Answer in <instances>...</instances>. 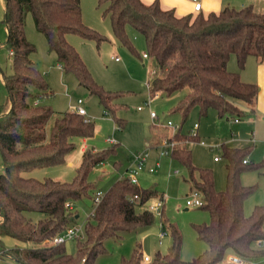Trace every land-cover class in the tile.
I'll list each match as a JSON object with an SVG mask.
<instances>
[{"label":"trees","instance_id":"obj_1","mask_svg":"<svg viewBox=\"0 0 264 264\" xmlns=\"http://www.w3.org/2000/svg\"><path fill=\"white\" fill-rule=\"evenodd\" d=\"M102 15H107L118 40L133 53L127 27L140 34L144 51L154 64V76L148 81L149 93L170 95L184 90L174 111L184 122L194 106L203 115L209 107L219 117L241 116L236 101L253 103L257 86L241 79L238 71L227 69L231 55L242 68L249 55L264 58V12L252 4L240 7L224 5L217 11H190L177 15L173 8L164 9L158 0H95ZM2 21L6 28L4 46L12 56L11 71L0 67V77L7 90V101L0 103V250L3 257H11L20 264H93L106 252L104 241L117 240L123 233L147 228L154 213L148 203L162 196L154 187H140L128 176L116 179L103 192L99 202L83 224V238H77L74 254L64 244H47L67 225L74 223L78 212L65 205L82 197L93 199L95 182L89 181L90 170L115 150V143L102 150L86 148L72 180L60 181L50 177H25L20 170L35 166L64 163L76 146V138L92 136L94 122L73 110L60 112L53 119L49 132L46 124L53 115L50 106L41 102L48 95V83L38 67L29 59L34 46L24 33L25 13L32 15L35 27L46 38L48 47L56 55L63 71H72L80 85L96 94L107 112L114 113L117 91L101 87L87 70L76 49L66 35L76 33L98 43L106 37L82 20L80 0H3ZM37 100V102H35ZM119 128L124 120L114 117ZM174 139L192 140L194 137L175 131ZM250 146L222 144L226 159L225 187H214L213 172L197 167L186 145L176 146L171 156L188 169L190 186L200 192V205L209 213L208 222L195 223L198 239L206 247L197 256L185 260L180 257V231L161 210L162 227L168 229L171 245L165 253L156 251L150 260L142 259L136 244L129 257L122 256L119 264H237L224 258L226 252L240 257L246 264L264 256V247L256 245L264 238V203L244 213L245 198L256 184L244 185L240 174L244 170H260V162H243ZM194 172L197 174L195 175ZM138 194L139 199H131ZM137 205L143 208L137 211ZM164 207V205H163ZM41 212L43 217L32 221L25 212ZM231 256V255H229ZM84 259V260H83Z\"/></svg>","mask_w":264,"mask_h":264},{"label":"rangeland","instance_id":"obj_2","mask_svg":"<svg viewBox=\"0 0 264 264\" xmlns=\"http://www.w3.org/2000/svg\"><path fill=\"white\" fill-rule=\"evenodd\" d=\"M241 3L246 5L253 2L222 0L221 7L224 5L240 7ZM80 5L83 22L103 34L106 39L98 43L76 33H68L66 40L76 49L92 78L102 88L120 93L116 98V109L114 113L107 112L98 96L79 84L74 72H66L58 67L55 53L49 49L45 36L37 30L31 13L27 11L24 18V33L34 46L29 59L35 63L48 83L49 93L40 100L50 106L54 112L46 124L47 132L55 116L60 112L71 110V106L78 98L83 100L82 105L86 111L84 117L94 122L95 131L84 141L82 138L75 139L76 146L64 163L35 166L20 170V174L36 179L50 177L55 180L70 181L79 165L82 153L80 148L83 144L92 150H102L115 143V150L96 164L88 174L89 181L95 182V189L104 192L120 176H126L125 171L132 164L135 155L146 151L143 168L136 174L137 184L140 187H154L159 194L164 195V213L180 231V257L189 260L206 247V244L197 238L194 224L208 222L209 213L201 206H188L185 203L186 196L192 190L190 173L186 166L171 155L160 154L152 145H156L164 136L174 135V126H177V129L181 126L182 131L190 135L193 123L197 122V137L190 141L177 139V146L189 145L193 164L197 167L210 168L216 177V182L220 179L225 185L226 159L222 156V142L228 145L233 137L235 142L245 144L254 136L253 145L250 146L245 158L253 163L263 160L261 153L264 147V73L259 72L257 60L249 62L251 60L247 61L246 58L243 67L239 68L235 56L231 55L227 69L238 71L243 80L255 83L257 86L253 110L241 106L244 115L219 117L213 107H209L205 114L200 115L197 106H194L185 121L181 122V114L173 109L184 94V90L175 91L170 95L159 93L151 96L149 93L148 81L153 78L155 68L149 57H142V53L146 51L143 37L131 27H127L128 36L137 52L133 53L114 35L108 16L102 15V9L96 6L95 0H80ZM2 18L3 11L0 4V67L5 72H10L12 56L4 46L6 28ZM7 98V90L0 77V103L6 102ZM236 102L241 105L245 103ZM138 106L141 109H138ZM150 110L155 111L156 119L150 117ZM114 117L124 120L121 128L117 126ZM234 117L239 118V123L233 122ZM167 120L171 121L172 126L166 125ZM107 138L113 139L114 142H109ZM201 139L205 145L199 142ZM214 156H219V160L214 159ZM150 167L154 170L149 171ZM2 169L3 163L0 157V171ZM175 169L178 173H174ZM240 181L244 185L256 184L255 189L245 198L243 210L245 203H251L254 199L264 200V166L259 171L244 170L240 174ZM93 206V199L88 196L77 199L74 203L71 202V208H76L78 212L74 223L84 224ZM250 206L252 208L254 204L251 203ZM142 208L143 206L139 205L136 207L137 211ZM249 211L244 212L248 214ZM25 215L32 221L43 217L41 212L36 211L25 212ZM160 218V214L154 213L153 222L147 228L125 232L119 240L107 238L103 243L106 252L98 255L93 264H119L122 256L131 255L136 244L140 245L143 254L150 257L156 251L165 253L171 245V236L168 229L162 227ZM63 244L68 253H75V239H67ZM226 257L227 252L224 255V258ZM12 263L20 264L14 260ZM0 264H8V262L2 260ZM247 264H264V256L253 258Z\"/></svg>","mask_w":264,"mask_h":264},{"label":"built area","instance_id":"obj_3","mask_svg":"<svg viewBox=\"0 0 264 264\" xmlns=\"http://www.w3.org/2000/svg\"><path fill=\"white\" fill-rule=\"evenodd\" d=\"M187 1L191 2L192 11H194V12L199 11L202 7L200 0H187ZM142 57H148V55L145 52H143ZM115 59H117V58L115 57ZM35 102H37V100H35ZM138 109H141V107L138 106ZM71 110H73L79 114L85 115L86 111L82 105V99L81 98H78L76 103L71 106ZM150 117L153 119L157 118V114L155 113V111L150 110ZM166 125L172 126L171 121L167 120ZM197 128H198V123L197 122L193 123V125L190 129V135L191 136L197 137ZM173 130H174L173 132L175 133V131L177 130V126H174ZM107 140L109 142H114L113 139H111V138H107ZM199 142L201 144H205V142L202 139L199 140ZM177 144H178V141L173 138V135H170V136L162 137L156 145H152V146H154L156 149H158L160 154L171 155L172 151L175 149ZM146 156H147L146 151L142 152V153H138L137 155H135L132 164L126 169V171H125L126 176H128L131 181L137 183L136 174H138V172L143 168V162L146 159ZM214 158L218 159V156H215ZM263 159H264V148H263ZM243 162H248V160L246 158H244ZM153 170H154V168H152V167L149 168V171H153ZM174 172L178 173V170L175 169ZM102 195H103V192L100 190H97L95 192L94 197H93L94 205L99 202ZM131 199L136 201L139 199V195L134 194V195H132ZM185 203L188 206H200L203 203L200 192L196 189L191 190V192L188 193V195L186 196ZM65 205L67 207H71V204L69 202H66ZM163 205H164V195L157 197L155 200L148 203L147 207L153 213L161 214V210L163 208ZM161 235H162V233H160V236ZM82 237H83V224L72 223V224L67 225L63 231L57 233L51 239L46 240V243L56 245V244L64 243L67 239H77V238H82ZM256 245L258 247H264V238L257 239ZM2 254H3V252L0 250V261L3 260L6 263L8 262V264H13L12 263L13 260L11 259V257L7 256V258L6 257L4 258ZM142 259H143V261L147 262L150 260V256L147 254H143ZM228 259L234 263H237V264H246L240 257H238L236 255L228 256Z\"/></svg>","mask_w":264,"mask_h":264},{"label":"crops","instance_id":"obj_4","mask_svg":"<svg viewBox=\"0 0 264 264\" xmlns=\"http://www.w3.org/2000/svg\"><path fill=\"white\" fill-rule=\"evenodd\" d=\"M143 2H146V3H148V2H151V1H153V0H142ZM201 1V5H202V7H201V10L204 12V13H207V12H209V11H217V10H219L220 8H221V5H222V0H200ZM253 3H250V4H252V6H253V8L255 9V10H257V11H260V12H262V9L264 10V0H258V3H256V0H251ZM158 2H159V4H160V6L162 7V8H164V9H168V8H173L174 9V11H175V13L177 14V15H183V14H186V13H188V12H190L191 10H192V4H191V2H189V1H187V0H158ZM0 4H1V6H2V11H3V7H4V3H3V0H0ZM254 4H255V6L257 7V8H255V6H254ZM243 5H245L244 3H241V6H243ZM259 5H261V6H259ZM259 7V8H258ZM4 13V12H3ZM247 59V61L248 60H251V61H249V62H252L253 60H257L258 61V69H259V72H261V73H264V58H258V57H255V56H253V55H249V56H247L246 57ZM251 58H254V59H251ZM257 61H255V62H257ZM58 67H60V65L58 64ZM231 68H232V66H230ZM240 74V77H241V73H239ZM241 79H242V77H241ZM243 80V79H242ZM243 81H245V82H248V81H246V80H243ZM256 98V97H255ZM82 102H83V100H82ZM236 104L240 107V108H243V107H241V106H244V107H246V109H250V110H253V103H251V104H248V103H243L242 105H241V103H237L236 102ZM244 115V114H243ZM233 122H235V123H239V118H237V117H234L233 118ZM165 131V130H164ZM82 140L84 141L85 140V138H82ZM253 142H254V136L251 138V140H250V142L249 141H247V142H245V144H239V142H235V138H233V137H231V139H230V142H229V146H239V147H245V146H252L253 145ZM251 143V144H250ZM188 144V143H187ZM222 144H225V143H221V145ZM205 145V144H204ZM226 145V144H225ZM187 147H189V145H186ZM86 148V146H85V144H83L82 146H81V148H80V151L82 152L84 149ZM264 148V147H263ZM263 148H262V157H263ZM215 157V156H214ZM215 159V158H214ZM217 160H219V156H218V159ZM149 170V169H148ZM226 170V169H225ZM175 173V172H174ZM120 177H123V176H120ZM213 179H215V181H214V187H215V189H217V190H221V189H223L224 187H225V185L223 184V182L219 179V181L218 182H216V177H215V175H213ZM225 182H226V176H225ZM264 203V200H256V199H254L251 203H253L254 205H256V204H260V203ZM251 203H245L244 204V211H249L250 209H252L251 208ZM256 203V204H255ZM251 211V210H250ZM249 211V212H250ZM247 212H244L245 214H247ZM160 241V240H159ZM229 255H232L230 252H227V257L229 256ZM226 257V258H227Z\"/></svg>","mask_w":264,"mask_h":264},{"label":"clouds","instance_id":"obj_5","mask_svg":"<svg viewBox=\"0 0 264 264\" xmlns=\"http://www.w3.org/2000/svg\"><path fill=\"white\" fill-rule=\"evenodd\" d=\"M230 264H231V262H230Z\"/></svg>","mask_w":264,"mask_h":264}]
</instances>
